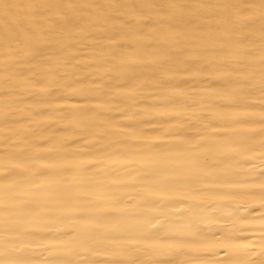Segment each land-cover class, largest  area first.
<instances>
[{
  "label": "bare ground",
  "instance_id": "bare-ground-1",
  "mask_svg": "<svg viewBox=\"0 0 264 264\" xmlns=\"http://www.w3.org/2000/svg\"><path fill=\"white\" fill-rule=\"evenodd\" d=\"M0 264H264V0H0Z\"/></svg>",
  "mask_w": 264,
  "mask_h": 264
}]
</instances>
